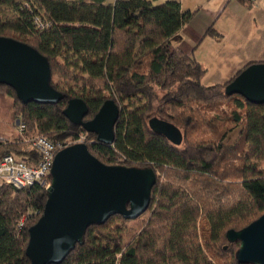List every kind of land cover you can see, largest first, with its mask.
Here are the masks:
<instances>
[{
  "label": "trees",
  "instance_id": "1",
  "mask_svg": "<svg viewBox=\"0 0 264 264\" xmlns=\"http://www.w3.org/2000/svg\"><path fill=\"white\" fill-rule=\"evenodd\" d=\"M196 13L184 12L175 1L154 6L148 0L113 5L105 0H0V37L46 57L51 85L64 96L57 105L23 104L13 89L0 85V92L14 100L16 126H25L16 141L0 140V161L15 155L35 165L40 156L29 150L26 139L63 143L85 137L90 153L103 164L152 168L157 174L149 209L136 221L148 219L129 247H124L129 232L124 224L131 221L116 215L90 227L83 244L62 264H240V244L230 243L227 233L264 215L259 167L264 163V104L228 96L226 87L234 78L203 85L207 70L175 44ZM37 18L45 29L38 30ZM206 36L218 33L212 27ZM74 99L88 106L85 122L106 101L118 105L113 145L98 143L66 118ZM153 118L177 127L182 143L153 132ZM47 200V189L39 185L0 186V264H31L29 229L42 217Z\"/></svg>",
  "mask_w": 264,
  "mask_h": 264
},
{
  "label": "water",
  "instance_id": "2",
  "mask_svg": "<svg viewBox=\"0 0 264 264\" xmlns=\"http://www.w3.org/2000/svg\"><path fill=\"white\" fill-rule=\"evenodd\" d=\"M0 85L13 89L23 104L57 105L64 98L51 85L48 59L11 38L0 37ZM226 94L263 105L264 63H253L240 72L226 87ZM88 113L82 99L71 100L64 111L70 122L94 134L98 143L113 145L118 105L106 101L98 114L85 122ZM149 125L171 142L182 143V133L174 125L157 118ZM51 178L43 215L29 229L26 254L31 264H62L77 245L83 244L90 227L104 225L113 216L136 221L149 209L157 183L152 168L107 166L90 153L85 143L58 152ZM227 239L240 244L236 252L240 264H264V215L241 231L230 230Z\"/></svg>",
  "mask_w": 264,
  "mask_h": 264
},
{
  "label": "crops",
  "instance_id": "3",
  "mask_svg": "<svg viewBox=\"0 0 264 264\" xmlns=\"http://www.w3.org/2000/svg\"><path fill=\"white\" fill-rule=\"evenodd\" d=\"M116 1L105 0V4L113 5ZM148 1L154 6L175 1L184 12H197L175 44L193 54L207 70L204 86L228 83L249 64L264 63V0H252L251 6L237 0ZM212 27L218 33L215 38L206 36ZM211 71L227 75L223 81L218 78L211 84L207 78Z\"/></svg>",
  "mask_w": 264,
  "mask_h": 264
},
{
  "label": "built area",
  "instance_id": "4",
  "mask_svg": "<svg viewBox=\"0 0 264 264\" xmlns=\"http://www.w3.org/2000/svg\"><path fill=\"white\" fill-rule=\"evenodd\" d=\"M38 30L47 27L40 18L36 19ZM19 133H23L25 126L18 123ZM85 143V137H80L76 141L55 143L46 137H35L30 141L32 150L40 156V160L32 165L28 161L15 155H7L0 161V186L8 185L17 190H23L35 185L45 189L51 186V170L56 155L61 150L75 144ZM24 227V222L19 225V230Z\"/></svg>",
  "mask_w": 264,
  "mask_h": 264
},
{
  "label": "rangeland",
  "instance_id": "5",
  "mask_svg": "<svg viewBox=\"0 0 264 264\" xmlns=\"http://www.w3.org/2000/svg\"><path fill=\"white\" fill-rule=\"evenodd\" d=\"M226 75V73H218L211 71L207 78L208 80H211L210 83L212 84V80L214 81V79L218 80L219 78L223 81ZM13 102L14 100L5 97L4 94L0 92V140H3L5 142L16 141L20 138L21 134L19 133V129L14 122ZM231 137H233L231 142H234L237 138L236 133L232 134ZM30 140L31 139L25 140V143H27L29 150H31ZM259 167L260 170L264 171V163H261ZM147 219L148 215L143 217L140 221H131L129 223L124 224L125 227H127L129 230V232L127 233V237L124 241V247H129L136 240L137 236L141 233L143 229L142 222L146 221Z\"/></svg>",
  "mask_w": 264,
  "mask_h": 264
}]
</instances>
